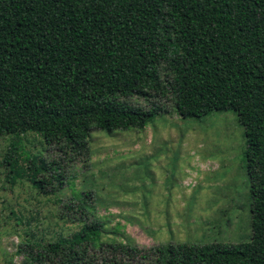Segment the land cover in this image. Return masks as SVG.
Wrapping results in <instances>:
<instances>
[{"label": "trees", "instance_id": "16d2710c", "mask_svg": "<svg viewBox=\"0 0 264 264\" xmlns=\"http://www.w3.org/2000/svg\"><path fill=\"white\" fill-rule=\"evenodd\" d=\"M167 94L182 121L234 114L249 179L248 242L103 240L83 192L57 215L78 230L24 244V264H264V0H0V135L35 133L61 154L36 164L17 141L3 162L10 172L26 163L42 195L52 181L61 187L64 158L87 154L92 129L141 130L160 109L128 101Z\"/></svg>", "mask_w": 264, "mask_h": 264}, {"label": "rangeland", "instance_id": "374dc122", "mask_svg": "<svg viewBox=\"0 0 264 264\" xmlns=\"http://www.w3.org/2000/svg\"><path fill=\"white\" fill-rule=\"evenodd\" d=\"M163 71L160 76L163 79ZM129 103L159 107L143 129L106 135L92 129L88 152L60 162L62 185L47 195L34 189L26 163L8 171L3 158L20 142L36 164L61 158L52 145L28 132L0 135V264H24L26 243L68 238L79 226L58 218L76 193L89 192L103 240L129 237L138 248L165 244L237 245L250 238L248 174L242 129L232 112L181 120L165 97Z\"/></svg>", "mask_w": 264, "mask_h": 264}]
</instances>
